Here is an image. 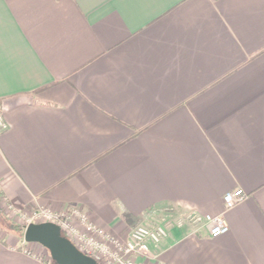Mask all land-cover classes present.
Segmentation results:
<instances>
[{
	"label": "crops",
	"instance_id": "0c3cea01",
	"mask_svg": "<svg viewBox=\"0 0 264 264\" xmlns=\"http://www.w3.org/2000/svg\"><path fill=\"white\" fill-rule=\"evenodd\" d=\"M0 107V203L163 224L140 263L264 264V0H0Z\"/></svg>",
	"mask_w": 264,
	"mask_h": 264
},
{
	"label": "built area",
	"instance_id": "2783aa9c",
	"mask_svg": "<svg viewBox=\"0 0 264 264\" xmlns=\"http://www.w3.org/2000/svg\"><path fill=\"white\" fill-rule=\"evenodd\" d=\"M6 127L7 124L3 118V109L0 107V131ZM244 198L245 193L240 188L226 192L222 197L224 211L232 209L241 203ZM36 208L38 209V207ZM66 211L56 213L47 208H41L36 210L37 213L35 215L44 218L43 222H52L58 225L61 232L66 234L72 243L73 239L77 240L84 248L96 254V256L90 255L79 249L73 243L82 253L93 258L98 264H101V262L102 264H146L140 263L138 259H153L150 254V246L157 244L167 235L166 228L163 224L154 226L140 224L129 229L124 237H117L96 227L84 211L76 208H69ZM69 219L71 222H76L74 226H79L80 230L72 225L70 226ZM189 221L196 223L200 219L192 218ZM204 221L207 224L208 234L211 237L223 235L229 230L223 214L205 216ZM23 251L31 255L25 249L24 243Z\"/></svg>",
	"mask_w": 264,
	"mask_h": 264
},
{
	"label": "water",
	"instance_id": "95a60500",
	"mask_svg": "<svg viewBox=\"0 0 264 264\" xmlns=\"http://www.w3.org/2000/svg\"><path fill=\"white\" fill-rule=\"evenodd\" d=\"M23 240L44 247L54 264H98L63 236L59 226L52 222L29 224L24 229Z\"/></svg>",
	"mask_w": 264,
	"mask_h": 264
},
{
	"label": "rangeland",
	"instance_id": "374dc122",
	"mask_svg": "<svg viewBox=\"0 0 264 264\" xmlns=\"http://www.w3.org/2000/svg\"><path fill=\"white\" fill-rule=\"evenodd\" d=\"M44 208V207H43ZM38 209H41V207H38ZM37 208H25V209H16L15 207L11 206V204L7 200H3L0 203V236H4L6 238L5 240L9 242V244L12 245H23L25 246V249L35 258H37L41 264H52V261L50 259V255L48 251L42 247L39 244L35 243H26L23 240V232L25 227L30 223H40L44 221V218L37 217L35 215ZM69 208L67 209V211ZM66 211V210H65ZM66 211V212H67ZM10 222L14 224L16 227L21 229V232L18 231H6L4 227L6 226L4 221ZM70 222V226H74L76 222H71V220H68ZM5 225V226H4ZM140 225V224H139ZM143 225V224H141ZM75 227V226H74ZM135 226H130L129 229L133 228ZM76 229L80 230L79 226L75 227ZM128 229V230H129ZM66 237H68L66 234H64ZM122 242V241H121ZM73 243L81 249L82 251L89 253L90 255L96 256V254L90 252L88 249L84 248L81 243L77 240L73 239ZM102 264V262H101Z\"/></svg>",
	"mask_w": 264,
	"mask_h": 264
},
{
	"label": "trees",
	"instance_id": "16d2710c",
	"mask_svg": "<svg viewBox=\"0 0 264 264\" xmlns=\"http://www.w3.org/2000/svg\"><path fill=\"white\" fill-rule=\"evenodd\" d=\"M4 221V223H5V227H4V229L6 230V231H9V232H11V231H18V232H21V229H19L18 227H16L14 224H12V223H10V222H6V220H3ZM63 234V233H62ZM63 236H64V234H63ZM52 261V260H51ZM52 264H54V262L52 261Z\"/></svg>",
	"mask_w": 264,
	"mask_h": 264
}]
</instances>
